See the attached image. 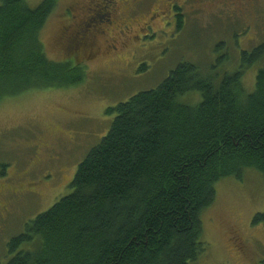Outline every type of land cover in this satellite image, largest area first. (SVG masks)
<instances>
[{
	"label": "trees",
	"instance_id": "16d2710c",
	"mask_svg": "<svg viewBox=\"0 0 264 264\" xmlns=\"http://www.w3.org/2000/svg\"><path fill=\"white\" fill-rule=\"evenodd\" d=\"M56 4L0 1V100L86 78L80 64L51 60L44 51L40 31ZM263 54L264 43L243 51L239 69L217 84L181 62L156 87L108 109L112 124L79 163L71 191L9 240L7 264L194 261L205 250L200 214L214 201L215 183L240 179L246 168L264 176V67L252 92L242 83ZM191 92L201 96L196 105L181 101ZM260 221L264 213L253 219Z\"/></svg>",
	"mask_w": 264,
	"mask_h": 264
},
{
	"label": "rangeland",
	"instance_id": "374dc122",
	"mask_svg": "<svg viewBox=\"0 0 264 264\" xmlns=\"http://www.w3.org/2000/svg\"><path fill=\"white\" fill-rule=\"evenodd\" d=\"M25 1L36 7L42 0ZM90 1L56 0L39 37L49 59L80 64L86 78L79 84L31 88L0 100V264L13 255L8 242L25 223L71 191L69 183L79 163L112 124L115 115L108 109L156 87L181 62L194 64L203 78L217 84L239 69L243 51L250 54L264 43V0H235L240 9L218 0H141L138 6L140 0H110L118 22H130L143 46L124 38L112 44L117 36L108 32L97 38L95 51L80 55L72 43L67 46L63 35L82 15L79 7ZM175 6L183 14L180 30ZM148 26L150 32L143 35ZM262 67L264 54L244 70L247 93L254 90ZM200 99L198 92L181 97L189 105ZM214 189V201L200 214L205 250L188 264H261L264 222L253 219L264 213V176L246 168L240 179L221 178Z\"/></svg>",
	"mask_w": 264,
	"mask_h": 264
},
{
	"label": "flooded vegetation",
	"instance_id": "af4514ba",
	"mask_svg": "<svg viewBox=\"0 0 264 264\" xmlns=\"http://www.w3.org/2000/svg\"><path fill=\"white\" fill-rule=\"evenodd\" d=\"M218 1H220L222 5L226 7L231 5L237 8V6H235V0ZM140 2L141 0L136 3V6L140 5ZM103 3L104 4H101V2L91 0L87 4L81 6L79 5V10L82 15L77 19V21L73 22L72 20V23L70 22L68 27L65 28L64 31L63 37L67 41V46L72 43L71 47L80 55H82V53H91L92 51H95L94 46H96L95 42L97 38L99 37L100 39L104 37V35L106 36L108 32H111L113 36H117V38L113 39L112 44H114V41L118 42L119 38H122L121 41L123 40V38L124 41L127 39H136L135 41H139L140 45L144 44L140 40V35L137 37L133 35L132 27L129 24L130 22H118L119 19L117 18L116 6L114 5V1L110 2V0H104ZM144 4H142L141 6H143ZM172 4H175V1L170 4V9ZM175 7L173 9L176 17ZM178 8L181 9V7ZM73 11L74 8L72 11L69 10L70 14L73 13ZM150 30L151 28H149L148 26V31L143 35L149 33ZM112 48L116 50L114 46Z\"/></svg>",
	"mask_w": 264,
	"mask_h": 264
}]
</instances>
